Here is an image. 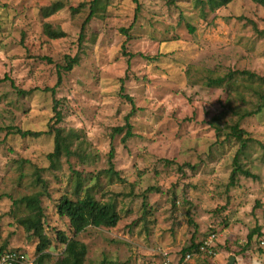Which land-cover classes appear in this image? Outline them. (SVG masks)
Masks as SVG:
<instances>
[{
    "label": "rangeland",
    "instance_id": "1",
    "mask_svg": "<svg viewBox=\"0 0 264 264\" xmlns=\"http://www.w3.org/2000/svg\"><path fill=\"white\" fill-rule=\"evenodd\" d=\"M100 1L85 24L94 0H0V248L34 262L38 239L14 201L44 192L46 264H56L65 250L58 233L73 237L57 206L89 192L114 203L120 221L77 238L88 249L85 264L179 261L211 234L213 254L181 264H264V108L250 115L264 106V8L236 0L204 15L195 0H138L137 16L134 0ZM57 3L63 9L45 17ZM46 24L66 37L51 39ZM75 56L78 65L60 72ZM59 73L53 96L45 89ZM218 78L233 83L209 87ZM125 95L137 112L134 137L123 143L113 130L132 111ZM237 123L254 140L240 162L256 178L238 176L231 186ZM53 126L80 136L56 169L48 160L55 135L46 133Z\"/></svg>",
    "mask_w": 264,
    "mask_h": 264
},
{
    "label": "trees",
    "instance_id": "2",
    "mask_svg": "<svg viewBox=\"0 0 264 264\" xmlns=\"http://www.w3.org/2000/svg\"><path fill=\"white\" fill-rule=\"evenodd\" d=\"M137 3V16L140 12V5L138 0H134ZM236 0H195L198 5H201L204 15L207 12L215 13L216 11L227 8ZM254 4H257L264 8V0H250ZM101 6L100 0H94V7L91 10V14L88 16L85 24H88L91 19L96 15L97 10ZM63 9V6L59 3L54 4L52 7L44 10L45 17H50L51 15L59 12ZM45 33L51 39H62L66 37V33L61 29H54L50 24L45 25ZM79 42L83 40V34L80 35ZM79 63V57L75 56L73 58L67 57V64L65 67L60 68L66 71H71ZM61 73H59L58 82L55 88L45 89V91H52L53 96L56 94L57 87L61 84ZM1 82V80H0ZM231 79L226 80L225 78L211 79L209 81V87H224L231 85ZM124 98L132 105L131 113L125 119V125L122 127H117L113 130V136L123 135L122 142L126 143L129 139L134 137L132 131V125L130 123L131 117L137 112V108L131 96L125 95ZM56 102V106H57ZM264 106L258 108L256 112L252 115L260 114ZM55 118L56 125L62 121V114L57 108H55ZM249 116V114H248ZM245 118V115L242 116V119ZM231 138H234L239 144L240 149L238 150L236 157L234 158V169L231 176L230 185H236V177L244 176L246 178L255 179L256 176L250 172L248 169H244L240 162V157L243 156L247 148L251 143L254 142L249 135L240 128L239 123L231 128ZM23 137L34 136L39 137L44 132H32V131H22L18 130ZM48 134L55 135V148L52 153L48 155V160L50 162V169H56L60 161L63 158H71L75 155L73 152V147L75 141L80 140V136L73 130L67 131L62 127H50V130L46 132ZM115 151L111 150L109 155V169L106 171L108 176H118V173L114 170V159ZM36 182L44 188V181L41 179L40 174H36ZM45 195L44 192H37L33 195L22 197L19 200L14 201V205L20 206L23 205L27 210V215L20 220V224L24 225L26 223L30 224L34 230V236L38 239L37 253L38 256L35 258L33 264H46L47 260L51 257L50 253L47 252L50 248L51 242L48 236L44 231V209L42 207V198ZM58 213L61 217L69 219L70 227L73 231V237L69 239L65 234L59 232L58 240L61 244L65 245V250L63 256L57 261L56 264H85L86 257L88 254L87 246L77 240V238L89 228H114L120 221V215L116 209V206L112 202H100L97 201L91 193L87 192L84 197H79L76 200L69 199L68 197H63L58 206ZM260 229H255L249 236V240H252V237L255 233H259ZM201 244L192 243L189 247L184 249L181 253L183 254L179 259V263L183 262V258L186 254H200L203 253L200 251ZM6 247L0 248V256L4 253ZM10 251V250H9ZM6 252V251H5Z\"/></svg>",
    "mask_w": 264,
    "mask_h": 264
},
{
    "label": "built area",
    "instance_id": "3",
    "mask_svg": "<svg viewBox=\"0 0 264 264\" xmlns=\"http://www.w3.org/2000/svg\"><path fill=\"white\" fill-rule=\"evenodd\" d=\"M217 235L211 234L206 241L202 242L200 245V251L203 253H208L209 255L213 254V251L216 247ZM166 256V255H165ZM193 254H186L183 258V262L186 263L192 259ZM32 258L27 254L17 251H7L0 256V264H33ZM164 264H179L178 261L165 258Z\"/></svg>",
    "mask_w": 264,
    "mask_h": 264
}]
</instances>
